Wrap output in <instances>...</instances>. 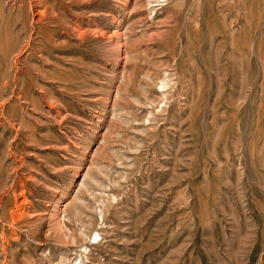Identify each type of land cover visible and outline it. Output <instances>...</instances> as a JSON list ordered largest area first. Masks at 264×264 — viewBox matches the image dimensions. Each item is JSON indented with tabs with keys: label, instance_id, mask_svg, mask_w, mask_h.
<instances>
[{
	"label": "rangeland",
	"instance_id": "obj_1",
	"mask_svg": "<svg viewBox=\"0 0 264 264\" xmlns=\"http://www.w3.org/2000/svg\"><path fill=\"white\" fill-rule=\"evenodd\" d=\"M0 264H264V0H0Z\"/></svg>",
	"mask_w": 264,
	"mask_h": 264
},
{
	"label": "bare ground",
	"instance_id": "obj_2",
	"mask_svg": "<svg viewBox=\"0 0 264 264\" xmlns=\"http://www.w3.org/2000/svg\"><path fill=\"white\" fill-rule=\"evenodd\" d=\"M94 238H95V236H94ZM97 238H99V236H97ZM96 241H97V239H96Z\"/></svg>",
	"mask_w": 264,
	"mask_h": 264
}]
</instances>
